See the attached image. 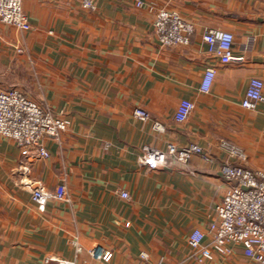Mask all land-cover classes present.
Returning <instances> with one entry per match:
<instances>
[{
    "label": "crops",
    "instance_id": "0c3cea01",
    "mask_svg": "<svg viewBox=\"0 0 264 264\" xmlns=\"http://www.w3.org/2000/svg\"><path fill=\"white\" fill-rule=\"evenodd\" d=\"M81 2L24 0L30 30L0 21V87H17L72 121L59 140L44 138L48 157L24 155L0 135V264H256L241 245L198 262L188 238L207 229L231 185L222 168L236 160L222 139L246 150V165L264 166V96L254 109L241 103L250 78L264 79V0H96L93 10ZM161 7L194 23L189 44H161L154 30ZM210 28L235 34L231 62L209 52ZM208 67L216 76L203 91ZM183 98L194 108L178 121ZM138 107L150 119L137 117ZM169 142L197 143L212 160L139 162L144 145ZM61 182L68 199L39 207L33 190ZM94 243L112 258L94 257Z\"/></svg>",
    "mask_w": 264,
    "mask_h": 264
},
{
    "label": "built area",
    "instance_id": "2783aa9c",
    "mask_svg": "<svg viewBox=\"0 0 264 264\" xmlns=\"http://www.w3.org/2000/svg\"><path fill=\"white\" fill-rule=\"evenodd\" d=\"M23 4L24 0H0V21L22 30H30L32 23ZM81 4L86 9L97 8L96 0H82ZM136 4L142 6L145 0H136ZM154 30L164 46L187 45L191 42L195 25L179 11L161 7L156 12ZM235 39L232 31L221 28H210L203 34L209 52L225 63L234 58ZM215 76L216 69L208 67L201 82L203 91L211 89ZM263 91L264 79L252 76L242 99V106L257 108L264 96ZM193 108L194 102L183 98L175 112L176 119L185 121ZM134 114L143 120L150 119V113L142 107L136 108ZM71 123L67 115L39 103L23 90L17 87H0V135L13 138L22 154L28 155L35 151L41 156H50L44 138L51 136L59 140ZM154 127L158 130L164 128L159 122H155ZM219 145L236 160L225 163L222 168L231 185L222 201L215 206V215L208 222L207 229L197 227L189 234L190 258L205 262L214 258L215 252L226 256L233 252L235 245H241L246 256L256 264H264V166L253 168L246 165L248 154L240 145L226 139H222ZM194 154L212 160V154L197 143L179 147L173 142H169L166 148L144 145L138 160L149 168H156L167 164L170 159L187 164ZM121 194L125 198L129 196L126 190ZM32 196L39 207L44 208L51 198L68 199L67 185L61 182L54 190L37 187ZM74 244L78 250L81 249L78 239L74 240ZM90 251L94 257L105 261H109L113 255L111 250H106L97 243L90 245ZM141 255L143 258L148 257L145 252ZM58 262L76 264L73 259H60Z\"/></svg>",
    "mask_w": 264,
    "mask_h": 264
}]
</instances>
